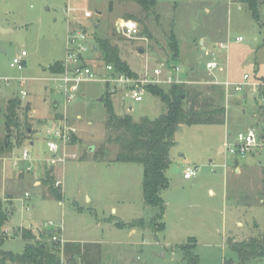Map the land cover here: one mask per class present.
I'll use <instances>...</instances> for the list:
<instances>
[{
	"label": "rangeland",
	"instance_id": "1",
	"mask_svg": "<svg viewBox=\"0 0 264 264\" xmlns=\"http://www.w3.org/2000/svg\"><path fill=\"white\" fill-rule=\"evenodd\" d=\"M154 1V7L143 11L135 0H0V138L5 135L8 100H20L10 149L0 156V167L12 166V170L7 167V185L12 183V187L1 195L8 212L2 227L3 250L21 253L24 241L19 230L27 228L36 235L51 230L68 241L98 242L103 248L102 264H187L179 244H186L198 264H237L239 257L229 240L264 234V150L243 158L223 151L225 139L232 141L237 131L256 123L264 126L258 100L250 95L230 91L226 97L222 87L215 85L214 95L218 99L221 93L225 107L224 122L181 124L175 132L166 169L169 185L161 191L165 205L161 231L149 226L157 210L143 202L142 166L114 161L118 147L105 143L102 101L106 95L117 113L125 114L131 108L128 113L134 120L155 118L164 106L150 93L134 101L122 91L108 90L101 80L106 63L95 45L98 38L116 44L121 58L138 73L145 63L174 62L168 43L173 35L180 81L172 84L201 90L203 95L212 93L207 90L213 85L210 80L227 77L239 82L244 73L264 77V0H259L257 19L237 0ZM129 15L147 40L128 38L117 30V22ZM74 28L86 34L83 62L98 73L95 80L82 82L76 97L65 102L48 66L65 59L68 30ZM21 51L26 52L25 65L18 70L10 62ZM212 54L224 69L215 76L205 67ZM22 89L25 97L20 95ZM64 115L77 127V134L53 156L46 146V129ZM100 147L103 159L90 160ZM23 148L31 155L30 163L16 161ZM63 153L64 162L46 161ZM13 161L24 167L30 164L32 169L13 167ZM186 166L197 169L188 179L183 177ZM46 168H52L61 186L60 201L49 196L43 184ZM40 169L41 175H34ZM140 218L144 219L142 226L128 225ZM49 222L52 225L46 226ZM116 222L125 227H117ZM247 264H264V256Z\"/></svg>",
	"mask_w": 264,
	"mask_h": 264
},
{
	"label": "trees",
	"instance_id": "2",
	"mask_svg": "<svg viewBox=\"0 0 264 264\" xmlns=\"http://www.w3.org/2000/svg\"><path fill=\"white\" fill-rule=\"evenodd\" d=\"M135 1L143 11H147L156 4L154 0ZM237 1L246 4L252 17L257 19L259 0ZM131 18L134 16H127V19ZM137 20L143 22L140 17ZM144 28L150 36L146 27ZM168 43L173 54L172 60L176 63L178 45L173 35ZM95 45L100 50L102 60L106 64H112L116 70L128 75H135L128 63L121 58L116 44L108 38H98ZM62 69L63 65L59 60L48 66L50 73H58ZM216 86L215 84L207 86V90L213 93L210 95H203L201 90L187 89L182 84H171L166 90L157 85L145 86L146 91L157 96L164 106V112L155 118L144 116L134 120L127 112L117 113L108 95L102 101L106 110L105 143H114L118 147L114 161L137 163L142 166V198L145 205L155 207L157 210L149 221V226L155 231L164 229L162 219L165 205L161 191L169 185L166 169L171 163L170 149L174 144L175 132L181 124H221L224 122L225 107L221 102V93L218 99H216L217 95H214L213 90ZM19 106L20 100L17 98L9 99L7 102L4 120L5 135L0 138V156L10 149L9 137L11 129L18 126L16 111ZM259 109L264 119V104L260 105ZM102 156V147L92 154L93 160H102ZM42 181L47 187L49 196L60 201L62 190L59 184L55 186L56 181L52 168L44 170ZM7 221L8 212L0 198V264H102L103 248L100 243L65 241L60 247L59 242L51 239L54 235L51 230H45L36 235L27 228H21L20 238L24 241L22 252L13 253L3 250L1 246L5 238L2 227ZM143 223L144 219L140 218L132 220L128 225L142 226ZM115 225L119 228L125 227V224L121 222H116ZM194 242L191 243L192 246ZM229 245L239 257L237 264H247L251 259L264 256V234L241 241L229 240ZM178 247L185 252L187 264H198L197 256L186 244H179Z\"/></svg>",
	"mask_w": 264,
	"mask_h": 264
},
{
	"label": "built area",
	"instance_id": "3",
	"mask_svg": "<svg viewBox=\"0 0 264 264\" xmlns=\"http://www.w3.org/2000/svg\"><path fill=\"white\" fill-rule=\"evenodd\" d=\"M117 30L124 36L133 39L147 40L142 35L136 21L130 19L119 20L116 26ZM86 34L79 28L69 29L67 36V54L62 61L63 69L58 73H51L55 82V87L58 93L61 94L65 102L73 100L79 92L80 84L87 80H95L97 71H94L89 65L83 62V52L87 50ZM236 40H241L238 37ZM222 46V44H220ZM25 51H21L20 55L12 58L10 66L21 70L23 69ZM206 70L210 76H215L216 72L223 71L217 58L212 54V57L205 63ZM179 65L175 62L157 63L155 66H149L145 63L140 72H135V75H128L124 72L118 71L112 64H105V75L101 77L102 82L107 86L108 90L114 92L115 90L122 91L130 99L134 101H141L143 94L146 92L145 86L157 85L165 86L172 83L179 82L176 75L179 73ZM211 84L220 85L225 91L226 97L229 92L238 94H248L256 102L258 100L259 106L264 104V78L257 76H250L247 73L242 75V80L234 82L225 77L223 80H210ZM21 97H25L24 89L20 90ZM131 108L126 109L128 112ZM77 134V127L70 122L64 115L62 118L52 120V124L46 129V146L50 153L56 155L60 145L64 147L72 140L73 135ZM231 134L228 133L227 137ZM264 150V126L250 125L244 131H237L233 135L232 141L228 138L223 142V151L235 158H243L248 153L254 151ZM65 153V152H64ZM56 159H47L48 163L65 161V154ZM74 156V155H73ZM17 160L31 162V155L26 148H23ZM55 160V161H54ZM236 160V159H235ZM31 165L27 164L24 167L25 171H30ZM197 169L193 166H186L183 169V177L188 179L195 175ZM58 184V182H56ZM46 226L52 225L51 222L46 223ZM60 230V227H59ZM51 239L59 242L62 247L65 242L62 237L54 234Z\"/></svg>",
	"mask_w": 264,
	"mask_h": 264
},
{
	"label": "crops",
	"instance_id": "4",
	"mask_svg": "<svg viewBox=\"0 0 264 264\" xmlns=\"http://www.w3.org/2000/svg\"><path fill=\"white\" fill-rule=\"evenodd\" d=\"M199 40L200 41H203V45H202V49L204 48V49H206V45H205V42H204V40H203V38L202 37H200L199 38ZM204 46V47H203ZM215 45H213V47H214ZM61 61V60H60ZM255 76V75H254ZM258 77H260V76H258ZM264 78V77H263ZM56 105V104H55ZM128 113V112H127ZM19 155V154H18ZM83 158H85V157H83ZM90 160H92V161H94V162H98V161H100V160H93V158H92V156L90 157ZM16 161H20V160H17L16 159ZM235 161V160H234ZM233 161V162H234ZM20 163V162H19ZM17 164L16 162L14 163V161H13V167H17V166H22V165H20V164ZM7 167H8V169L9 170H12V166L11 165H1V167H0V198L2 197L1 195H3V192H5V191H9L10 190V186L12 187V183H9V185H7V182H9L10 181V179L9 178H7L8 177V174H9V171H7ZM22 167H24V166H22ZM56 169V168H55ZM34 175H36V176H39V175H41V169L39 170V172H38V174H34ZM55 176L58 178V176H57V173H56V170H55ZM60 180V179H59ZM6 181V182H5ZM6 183V184H5ZM9 188V189H8ZM61 237H62V235H61ZM64 239V238H63ZM64 241H68L67 239H64ZM1 248H2V246H1ZM6 264H11V263H6Z\"/></svg>",
	"mask_w": 264,
	"mask_h": 264
},
{
	"label": "water",
	"instance_id": "5",
	"mask_svg": "<svg viewBox=\"0 0 264 264\" xmlns=\"http://www.w3.org/2000/svg\"><path fill=\"white\" fill-rule=\"evenodd\" d=\"M200 44L203 45V41H200ZM203 47H204V46H203ZM0 50H2L1 47H0ZM142 51H143V50H142L141 48H137V49H136V52H137V53H142Z\"/></svg>",
	"mask_w": 264,
	"mask_h": 264
}]
</instances>
